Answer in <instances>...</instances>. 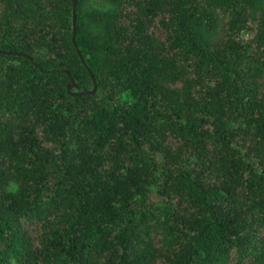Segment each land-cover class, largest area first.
Segmentation results:
<instances>
[{
	"label": "trees",
	"instance_id": "obj_1",
	"mask_svg": "<svg viewBox=\"0 0 264 264\" xmlns=\"http://www.w3.org/2000/svg\"><path fill=\"white\" fill-rule=\"evenodd\" d=\"M85 1L94 93L72 0H0V264H264V0Z\"/></svg>",
	"mask_w": 264,
	"mask_h": 264
},
{
	"label": "water",
	"instance_id": "obj_2",
	"mask_svg": "<svg viewBox=\"0 0 264 264\" xmlns=\"http://www.w3.org/2000/svg\"><path fill=\"white\" fill-rule=\"evenodd\" d=\"M73 1V15H72V21H73V43L74 45L76 46V50H77V53L78 55L80 56L82 62L87 66L88 68V71L93 79V82H94V87L93 89L89 90V91H86L87 93H94L97 91L98 89V82H97V79L94 77L93 73H92V70L91 68L88 66L86 60H85V57L84 55L82 54V51L81 49L78 47V44L76 42V27H77V24H76V19H77V15H76V5H77V0H72ZM0 52L1 53H10V54H19V55H27L25 52H22V51H11V50H6V49H1L0 48ZM31 59L32 57L29 56ZM68 74H69V78H70V81H69V84H68V88L69 90L74 94V95H80L82 94L81 91H73L72 88L75 87L76 85V79L75 77L68 71V70H65Z\"/></svg>",
	"mask_w": 264,
	"mask_h": 264
},
{
	"label": "rangeland",
	"instance_id": "obj_3",
	"mask_svg": "<svg viewBox=\"0 0 264 264\" xmlns=\"http://www.w3.org/2000/svg\"><path fill=\"white\" fill-rule=\"evenodd\" d=\"M105 3V0H86L85 1V7L86 6H98V7H101L103 6ZM246 33V32H245ZM248 35V33L246 34V36ZM228 264H233V262L231 263H228Z\"/></svg>",
	"mask_w": 264,
	"mask_h": 264
}]
</instances>
